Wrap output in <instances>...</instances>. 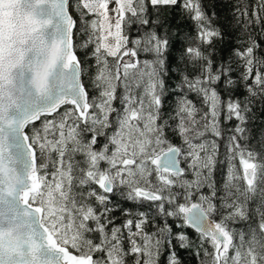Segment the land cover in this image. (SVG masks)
<instances>
[{"label": "snow or ice", "instance_id": "obj_1", "mask_svg": "<svg viewBox=\"0 0 264 264\" xmlns=\"http://www.w3.org/2000/svg\"><path fill=\"white\" fill-rule=\"evenodd\" d=\"M149 6L157 21L147 18ZM177 7L191 32L172 89L178 99L165 114L172 44L155 29ZM212 7L207 0H76L77 29L70 0H0V264H126L128 256L157 264L165 245L167 264H182L179 249L190 243L184 229L200 240L201 264H264V133L257 150L247 127L252 100L264 98V59L249 33L243 47L216 63L215 44L225 33ZM237 11L247 29L264 19V0L251 13ZM131 18L148 26L133 47L124 33ZM74 29L87 36L80 47L92 45L98 96L91 99ZM139 51L154 59H133ZM233 57L243 64L244 100L232 95ZM188 93L201 98L202 114ZM222 114L237 121L226 138ZM219 139L227 171L218 189ZM117 194L147 202L163 226L146 232L144 211L117 226ZM167 218L179 221L175 229ZM237 222L246 227L230 226Z\"/></svg>", "mask_w": 264, "mask_h": 264}, {"label": "trees", "instance_id": "obj_2", "mask_svg": "<svg viewBox=\"0 0 264 264\" xmlns=\"http://www.w3.org/2000/svg\"><path fill=\"white\" fill-rule=\"evenodd\" d=\"M207 3L213 6L209 9V12L216 13V26L221 28L225 33L223 42H217L215 44L214 55L216 63L227 61L232 50L243 47L244 44L248 42L249 33H251L253 38L256 39L257 43L261 45L255 50V55L258 58L264 59V35H262V30H264V19H262L260 23L249 24L247 29H245L243 24L248 18L244 17L239 11H237L238 9L243 10L246 8L248 12L251 13L253 8L256 7L258 0H207ZM149 8L150 12L147 18L151 21H157L158 17L156 15V10L152 9L151 6H149ZM70 9L74 18L77 20V29H79L82 21H80L79 11L76 8V0H70ZM261 15L264 16V13H261ZM161 19H163V17H161ZM147 30L148 26L141 25L138 20H136V18H131L124 27V32L130 41L133 39H140ZM155 30L161 35L167 34L172 44L171 55L168 59V66L171 71L165 77L166 85L169 89L165 95L164 106V113L167 114L175 107L176 101L178 99V93L172 91V89H175L176 84L178 83L179 74L177 72V68H183V64L179 61V56L182 45L184 44L185 34L191 32V24L189 21L184 19V14H182L181 9L177 7L168 10L164 26L157 27ZM73 37L77 54L82 61L83 81L88 88L89 97L91 99L93 96H98V90L92 86V79L94 78L97 71L95 59L91 56L92 45H89L88 48L80 47V45H82L87 39V36L82 30L77 31L74 29ZM137 59H139L141 62L145 60L150 61L154 59V56L151 53L139 51ZM233 60V79L236 80L237 83L232 95L240 100H244L249 96V93L247 91V82L240 79L243 72V64L238 60V58L233 57ZM122 92V87H118L117 96L119 97ZM223 95L224 94L222 93V96ZM188 98L196 104L197 108L201 109V114L204 110H206V107L202 104L201 98L195 93H188ZM113 106L117 109L120 108L119 99L114 102ZM251 107L252 113L250 115L252 116V120L248 123L247 127L251 129L252 139L250 143L256 146L257 150H259L257 142L261 139V134L264 133V98H262L260 95H257V97L252 100ZM61 111H63V109ZM236 123L237 121L235 119L227 121L224 119L223 114L221 115L220 127L225 130L223 133L225 138L229 135L227 130L233 128ZM36 126L39 127V122H37ZM168 138L177 145L182 144L179 136L173 135L171 130H168ZM209 139H211V137H209ZM218 142L221 146L218 154V163L213 173V179L216 181L217 188L219 189L222 186L226 176L227 161L225 158V140L219 139ZM181 159L183 160V158ZM182 166L186 167V164L182 163ZM186 178L192 179L193 177L191 174H189L186 176ZM203 191L206 193L207 189H204ZM113 204H118V207L113 213V215L116 217L115 223L117 226L122 225L126 219H136V214L140 211H144L148 214V223L144 228L146 232L154 233L156 232L158 226H163L165 218L156 216L155 209H150L147 206V202H145L143 206H140L136 201L127 200L117 194L115 197H113ZM109 206L111 207L112 205ZM255 206V204H250V209H254ZM125 209L128 210V212H130L132 215H125L123 211ZM167 220L168 223L172 224L174 229L175 225L179 223V221H173L172 218H167ZM230 226L237 229L245 228L246 222H237ZM133 231H135V228H133ZM184 231L187 233L190 243L188 248L179 249L182 264H201L203 255H197V250L200 245V240L197 234L192 229H184ZM124 233L125 236H127V230H124ZM127 247L128 244L127 241H125V248L127 249ZM205 247L211 251L210 246L205 244ZM167 255L168 249L165 245L161 249L157 264H167ZM134 259L135 258L132 256L126 257V264H134Z\"/></svg>", "mask_w": 264, "mask_h": 264}, {"label": "rangeland", "instance_id": "obj_3", "mask_svg": "<svg viewBox=\"0 0 264 264\" xmlns=\"http://www.w3.org/2000/svg\"><path fill=\"white\" fill-rule=\"evenodd\" d=\"M110 7H112V8H114L115 7V4H112V5H110ZM125 33V32H124ZM134 40H136V39H133V40H129V47H133L134 45L131 43L132 41H134ZM125 59H128V58H125ZM133 59H137V57L136 58H133Z\"/></svg>", "mask_w": 264, "mask_h": 264}, {"label": "water", "instance_id": "obj_4", "mask_svg": "<svg viewBox=\"0 0 264 264\" xmlns=\"http://www.w3.org/2000/svg\"><path fill=\"white\" fill-rule=\"evenodd\" d=\"M70 12H71V9H70ZM71 14H72V12H71ZM73 15V14H72ZM73 18H74V16H73ZM75 19V18H74ZM73 41H74V37H73ZM82 79H83V76H82ZM182 166V165H181ZM183 167V166H182Z\"/></svg>", "mask_w": 264, "mask_h": 264}, {"label": "bare ground", "instance_id": "obj_5", "mask_svg": "<svg viewBox=\"0 0 264 264\" xmlns=\"http://www.w3.org/2000/svg\"><path fill=\"white\" fill-rule=\"evenodd\" d=\"M194 243V242H193Z\"/></svg>", "mask_w": 264, "mask_h": 264}]
</instances>
